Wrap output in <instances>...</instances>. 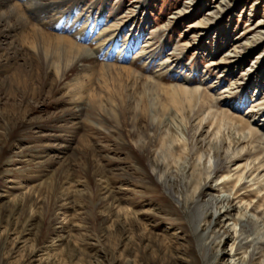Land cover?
<instances>
[{"label":"rangeland","instance_id":"374dc122","mask_svg":"<svg viewBox=\"0 0 264 264\" xmlns=\"http://www.w3.org/2000/svg\"><path fill=\"white\" fill-rule=\"evenodd\" d=\"M50 1L11 0L24 27L1 42L0 264H193L210 231L216 243L200 264H230L246 246L255 259L264 172L247 173L246 145L225 154L239 145L237 124L116 72L56 73L24 37L36 27L95 64L199 88L264 138V0H57L56 11L42 7ZM110 35L114 47L100 46ZM215 197L228 201L197 228Z\"/></svg>","mask_w":264,"mask_h":264},{"label":"bare ground","instance_id":"6f19581e","mask_svg":"<svg viewBox=\"0 0 264 264\" xmlns=\"http://www.w3.org/2000/svg\"><path fill=\"white\" fill-rule=\"evenodd\" d=\"M10 1L11 0H0V6H2L3 9H5L4 10L5 12H2L0 14V49H1V42L10 38L11 32L14 29H22L24 27L21 21V17L18 13V9L15 7L14 4H10ZM73 1H80V0H73ZM61 3H63V1L52 0L49 2L47 6H42V7L43 8L45 7L46 9H49L50 11H56L59 8L58 6ZM66 27L68 28V26ZM25 34L26 35L24 37V42L25 44L29 45L28 48L31 47L33 48V50H35L38 61L41 60L44 63V66L47 67V69H52L56 73L60 71L61 74L67 75L69 73H73L74 71L79 76L88 70L89 71L94 70L95 67H97L98 74L100 75L104 72L108 73L109 75L111 73L113 74L116 72V74L122 77H125V79L127 80H132L135 83H137L138 81H142L145 84H150L161 90H169V91L175 92L178 95H184V97L188 98L187 100L194 101L195 104L199 107V109L203 111L202 112L203 114H204V111H206L205 116L210 117L214 121H216V117L218 116L217 114H219V116L227 119V121H231L234 124H237L239 126V129H238L239 138L237 140L238 141L237 144L239 145L231 147V143H229L225 150V154L230 153L232 157H236L245 151L246 148L245 146H242V145H246L248 149L250 148V152L253 154V160H254L253 167L247 173L254 174L257 171L264 172V138H261V136L258 135L257 131L252 129L251 125L248 122H245L244 120L233 117L229 113L216 112L212 107L213 99L211 98V96L203 92L199 88L188 89L186 87H181V86L166 87V86H162L156 83L155 81H152L151 79L143 78L139 74L132 71L130 68H127L124 66H115V65H110V64H100V65L95 64V62L93 61L95 59L92 57V55L89 53V51L85 47L79 44H76L73 41L65 37L43 33L40 29L36 27H28L27 32H25ZM85 34L86 32L84 31L81 34V37L87 38L89 34H86V36ZM114 35H110L109 37L103 40H101L102 38H100L98 39L99 40L98 43L100 44V46L107 45L109 46V49H110V47L112 46L114 47L113 43L116 41L115 39L116 36L113 37ZM126 50H127V47H124V49L119 54H122L123 51L126 53ZM118 58H121V57L119 56ZM77 81L78 80H76L75 82L77 83ZM181 98H183V96ZM244 131L246 132L244 133ZM208 163H209V160H208ZM156 164L157 163H154L155 169H157L156 167L158 165ZM236 180H237L236 186L238 188L237 189V192H238L241 189H243L242 187L246 183L242 182L241 175ZM259 189L260 187L257 188L256 193H258ZM227 201H228V198H220V197L209 198L207 203L202 207L200 213L197 216H195L196 218L194 217V221H193L194 225H197L196 227L198 228V226L201 223L205 222V219L207 216L214 217L216 215V211L211 212V208L216 209V210L219 207L224 208L223 207L224 203H226ZM250 210H255V208L251 207ZM256 212H257V214L255 215L256 218L260 220L261 223L264 224V212L261 210L260 211L256 210ZM229 214H230L229 209H225L224 211L219 210L217 218H224L228 216ZM248 221H252V218L249 217ZM231 230L235 236L236 231L234 227L230 228V230L228 229V232L229 231L231 232ZM210 234L211 236L207 237V240L209 239L210 242L206 241L202 244L201 255L200 257L195 256L193 258V261H194L193 264H200L201 261L203 260L205 261L209 258V255L211 254V251H212V247L216 243V235H214L212 231L209 232V235ZM204 236H205V233L201 235V238ZM246 249H247V246L244 247L243 249H240V251L236 249L234 251V254L231 253L229 255V259H230L229 263L230 264H253V262L256 261L257 262L256 264H264V240L262 243L258 245L257 248L254 249V251L256 252L255 259H254V255L248 253ZM128 264H132V261L129 260Z\"/></svg>","mask_w":264,"mask_h":264}]
</instances>
